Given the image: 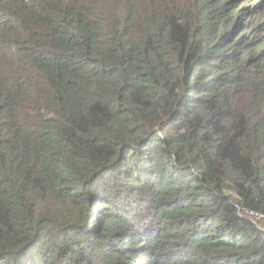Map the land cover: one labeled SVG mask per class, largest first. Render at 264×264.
Returning a JSON list of instances; mask_svg holds the SVG:
<instances>
[{
    "label": "trees",
    "instance_id": "16d2710c",
    "mask_svg": "<svg viewBox=\"0 0 264 264\" xmlns=\"http://www.w3.org/2000/svg\"><path fill=\"white\" fill-rule=\"evenodd\" d=\"M264 0H0V264H264Z\"/></svg>",
    "mask_w": 264,
    "mask_h": 264
},
{
    "label": "built area",
    "instance_id": "2783aa9c",
    "mask_svg": "<svg viewBox=\"0 0 264 264\" xmlns=\"http://www.w3.org/2000/svg\"><path fill=\"white\" fill-rule=\"evenodd\" d=\"M244 216L250 218L251 220H253L255 222H258V221L264 219L263 214H259V213L253 212V211H246Z\"/></svg>",
    "mask_w": 264,
    "mask_h": 264
}]
</instances>
